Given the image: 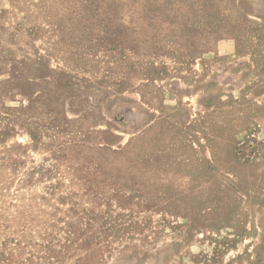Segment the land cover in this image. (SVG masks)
<instances>
[{
  "label": "rangeland",
  "instance_id": "1",
  "mask_svg": "<svg viewBox=\"0 0 264 264\" xmlns=\"http://www.w3.org/2000/svg\"><path fill=\"white\" fill-rule=\"evenodd\" d=\"M0 264H264V0H0Z\"/></svg>",
  "mask_w": 264,
  "mask_h": 264
}]
</instances>
